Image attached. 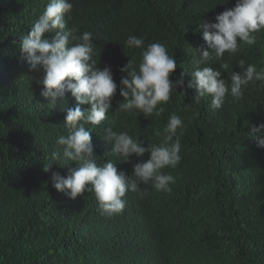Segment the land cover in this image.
Instances as JSON below:
<instances>
[{
	"label": "trees",
	"instance_id": "1",
	"mask_svg": "<svg viewBox=\"0 0 264 264\" xmlns=\"http://www.w3.org/2000/svg\"><path fill=\"white\" fill-rule=\"evenodd\" d=\"M211 1L73 0L69 26L93 33L101 50L97 66L110 67L117 84L112 111L123 99L119 86L126 73L119 69L132 55L139 60V49L123 48L129 35L144 38L145 46L166 45L177 64L170 80L184 73L183 89L160 117L113 119L109 113L92 129L94 155L106 162L112 159L105 155L111 151L103 140L106 127L138 134L146 147L162 140L158 133L172 112L187 127L179 165L165 170L176 179L172 192L143 199L129 192L124 211L108 217L100 215L94 193L73 200L52 187V173L67 176L75 163L62 168L53 162L44 171L56 137L65 134L66 108L76 106L71 93L66 108L59 99L47 106L37 83L44 73L31 71L18 48L46 0H0V264H264V149L248 135L264 123V88L249 85L242 100L232 103L229 96L218 109L210 97L192 104L196 92L187 88L189 48H206L199 23L215 22ZM215 1L228 7L234 0ZM256 35V43L243 44L235 57L225 53L234 72L244 71L239 59L264 66V30ZM211 66L220 67L215 60ZM116 167L131 175L132 163Z\"/></svg>",
	"mask_w": 264,
	"mask_h": 264
},
{
	"label": "clouds",
	"instance_id": "2",
	"mask_svg": "<svg viewBox=\"0 0 264 264\" xmlns=\"http://www.w3.org/2000/svg\"><path fill=\"white\" fill-rule=\"evenodd\" d=\"M218 6L211 8L210 15L215 22L199 23L206 48H189L192 79L187 84L188 89L196 92L192 104H200L203 98L210 97L212 107L217 109L229 96L230 102L238 103L249 85L264 88V66L239 59L237 63L244 71L237 73L224 60L225 53L235 57L243 44L256 43V33L264 30V0H234L228 7ZM73 11V0H46L43 12L28 34L21 38L18 48L31 71H43L44 75L37 83L43 86L40 95L49 102L47 106L54 108L57 100L64 101L67 93H71L76 101L74 108H66L64 101L65 134L56 137L55 149L44 171H49L53 162L62 168L70 163L77 167L69 169L67 176L52 173V187L73 200L85 191L94 193L100 215L111 217L124 211L129 192L141 199L152 192H172L171 185L176 179L165 170L179 165L181 138L187 127L181 116L172 112L162 132L158 133L162 140L148 143L147 147L138 134L106 127L103 140L111 145V151L105 155L112 157L106 162L94 155L92 129L102 126L109 113L113 119H119L122 114L160 117L165 112L164 105L177 94V88L183 89L184 73L178 79L170 80L177 64L166 45L153 42L145 46L144 38L129 35L123 48L129 53L139 49V60L132 55L119 69L126 73L119 86V95L123 99L112 111L117 84L111 68L97 66L101 50L97 52L92 43L93 33L81 31L80 25L75 23L69 26ZM46 33L54 35L50 39L44 38ZM213 60L219 63V69L211 66ZM222 73H228V77L222 78ZM179 94L186 95L183 91ZM83 105H90V108L82 110ZM248 135L255 140L257 148L264 149V123L253 127ZM146 153L148 159H141ZM133 156L138 158L137 162L131 161ZM118 163H132L131 175L118 170Z\"/></svg>",
	"mask_w": 264,
	"mask_h": 264
},
{
	"label": "rangeland",
	"instance_id": "3",
	"mask_svg": "<svg viewBox=\"0 0 264 264\" xmlns=\"http://www.w3.org/2000/svg\"><path fill=\"white\" fill-rule=\"evenodd\" d=\"M211 4H212V6H210V7L208 8L209 11L211 10V8H212L213 6H216V1H215V0L211 1ZM208 5H209V4H208Z\"/></svg>",
	"mask_w": 264,
	"mask_h": 264
}]
</instances>
